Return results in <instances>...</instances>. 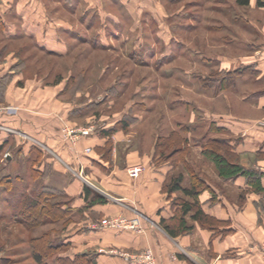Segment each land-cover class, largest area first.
<instances>
[{"label":"rangeland","instance_id":"374dc122","mask_svg":"<svg viewBox=\"0 0 264 264\" xmlns=\"http://www.w3.org/2000/svg\"><path fill=\"white\" fill-rule=\"evenodd\" d=\"M17 2L27 12L28 21L39 19L35 29L50 33L65 45L66 52L53 54L39 49L33 38L8 36V28L19 23L11 9L2 12L0 114H18L33 122L34 117L43 116L51 125L47 129L55 125L59 136L75 147L82 136L79 129L91 127L88 134H92L119 117L125 125L130 110V114H138L136 122L122 126L116 142L112 145L110 139L101 148L107 159L115 147L118 164L129 152L135 156V161L126 162L122 168L126 174L131 164L142 163L145 169V164L152 161L156 165L168 162L175 174L183 170L187 179L188 165L225 191L213 161L202 150L210 148L240 162L225 143L229 134L212 129L211 124L222 122L224 114L264 118L263 110L257 109L254 102L243 100L263 85L250 84L240 92V85H220L221 79L245 75L242 64L264 53V48L244 46L246 41L257 42L256 28L264 25V8L256 0L248 5L236 0H10L13 10ZM162 18L166 29H160ZM172 39L184 45L183 52L165 53L164 60L157 62L160 50ZM133 45L139 48L136 53L130 52ZM151 48L156 52L148 55ZM209 59L212 61L206 62ZM15 89L22 95L8 100V92ZM65 107H71L72 114H60ZM21 137L12 132L0 149V264H89L91 255L96 264H129L122 255L124 260L116 261V241L112 240L116 227L106 226L105 243L93 241L92 230L84 227L87 221L100 220L102 224V220L116 219V212L101 217L94 211L83 212L79 206L77 210L71 208L69 197L56 193L64 180L47 182L49 174L57 177V171L48 164L37 172L33 169L38 164L36 149L27 156L20 154ZM8 152L12 160L6 159ZM47 154L55 158L51 152ZM143 172L130 177L138 179ZM6 174L12 179L9 188L5 187ZM75 175L79 177V172ZM76 185L74 182V191ZM41 189L56 195L52 194L44 208L27 216V221L15 219L13 210L17 207L12 196L35 195ZM137 215L143 221L142 214ZM141 226L142 230L143 222ZM35 244L51 250L41 261L32 250H36ZM147 247L153 253L154 264H159L157 246L153 243ZM143 249L118 247L131 253Z\"/></svg>","mask_w":264,"mask_h":264},{"label":"crops","instance_id":"0c3cea01","mask_svg":"<svg viewBox=\"0 0 264 264\" xmlns=\"http://www.w3.org/2000/svg\"><path fill=\"white\" fill-rule=\"evenodd\" d=\"M17 4L18 2L13 10L10 0H0V15L3 17L2 12L7 13L11 9L10 13L19 23L16 27L8 28L7 35L27 36L33 38L34 44L39 49L53 54H64L66 52L65 45L60 44L50 33L38 32L35 28H38L39 19L28 21L27 12ZM31 15L34 17L35 13L34 15L31 13ZM242 18L244 21L248 20L245 16ZM161 22L160 29L164 26L166 29L165 19L162 18ZM256 32L258 34L257 42L246 41L244 42L245 47L264 48V25L257 26ZM127 34H125V40L129 38ZM80 41H83V36ZM172 42H176L175 46L172 45ZM183 47L184 45H181L179 41L172 39L170 45L163 46L160 50L157 62L164 60L162 55L165 53L183 52ZM137 49L139 48L133 45L130 52L136 53ZM161 51L163 52L161 53ZM154 52L156 51L151 48L148 55H153ZM212 59L206 62H211ZM147 62L145 61L144 64ZM158 64L155 65L156 68H158ZM238 67L236 66L234 69ZM241 69L247 73L236 78L230 76L229 79H221L223 84L220 83V85L223 86L227 82H231L230 84L235 86L240 85L239 92L250 84L263 85L262 88L259 87L251 91L247 97H243V100H247L249 103L254 102V106L264 112V53L254 56L242 64ZM20 91H24V89L21 88ZM21 95L22 92L19 93L16 89L15 91L10 90L7 99H18ZM59 112L65 115L72 114L71 107H65ZM130 113L129 110V114H126L128 119L125 125L128 123V127L136 122L135 118L138 115ZM0 115V149L8 143L12 132H18L23 138L20 154L27 156L33 149H36L38 154L35 158L38 160V164L33 165V169L37 172L41 170L40 166L48 164L51 169L57 171L55 173H58L57 177L49 174L46 178L47 182L56 183L59 179L60 181L64 180V184H58L59 188H56V193L69 197L71 208L77 210L79 206L81 211H94L101 217L111 212H116V216L122 214L128 217L138 213L142 214L143 221L141 223L143 222L144 225L142 230L116 228L114 236H112V240L116 241V251L119 252L118 247L130 249L129 251L141 250L154 243L157 246L156 250L160 253L158 255L159 264H264L261 252L264 245V193L256 190L244 175L228 179L221 178L225 184L223 192L205 179L207 187L198 193L197 198L199 208L211 219L203 224L192 218V213H186L183 217L191 229L172 235L165 227H179L181 212L180 205L176 202L177 198L191 201V198L181 190L167 192L164 189V183L168 182L174 173V167L168 162L156 165L152 161L145 164L144 172L138 179H132L122 168L126 162L135 161L133 152H129L126 155V160L119 164L116 162L115 147H113L114 152L113 150L109 152L110 159L100 152L106 143L112 140L113 145L116 142L117 132L122 126H125L120 117L119 120H116L118 125H115L116 122L108 123V126L100 131L82 135L75 148L59 136L55 125L51 129H47L46 126L50 127L51 125H49V120L42 118L43 116L34 117L36 122H33L24 120L18 114L16 117L7 116L9 114ZM211 126L212 129H222L229 134L224 140L229 146L230 153L239 157L240 162L238 163L242 166L257 172L260 185L264 187V118L224 114L222 122L211 124ZM87 148L89 150L86 151ZM47 152H51L57 159L50 157ZM6 159L12 160V155L9 152ZM36 165L38 166L34 167ZM68 171L70 174H67ZM76 172H79L80 178L75 175ZM179 172L183 175L182 186L188 187L190 176L188 175L187 179L183 170ZM37 174L39 173H36V176ZM216 177L220 178L217 169ZM5 179L12 181L9 174ZM74 182L77 183L76 187L74 186L75 191L73 190ZM84 186H88L91 190L86 199ZM48 191L56 195L52 190ZM94 195L102 196L106 201L88 204L87 202ZM84 227L92 230L93 241L107 242L104 233L108 229L100 224V220L95 223L87 221ZM156 229L159 230V234ZM101 251L103 249L99 250V252ZM95 253L97 254L98 250ZM118 259L123 258L117 253L116 261Z\"/></svg>","mask_w":264,"mask_h":264},{"label":"trees","instance_id":"16d2710c","mask_svg":"<svg viewBox=\"0 0 264 264\" xmlns=\"http://www.w3.org/2000/svg\"><path fill=\"white\" fill-rule=\"evenodd\" d=\"M237 3L240 5H248L250 0H236ZM256 4L258 6L264 7V0H256ZM183 150L186 148L182 146ZM181 148V149H182ZM202 153L206 156V158H209L210 160L213 161L218 175L222 179H228L237 175H244L247 177L251 183V185L258 191H262L264 193V187H261L260 185V179L259 176H257V172H254L250 170L249 168H246L242 166L240 163L237 161H233L229 159L228 157L219 154L213 149L210 148H204L202 150ZM184 162L186 161V164H188L187 157H183ZM192 165V164H191ZM190 165V166H191ZM193 167V165L191 166ZM187 171L188 175L190 176V185L188 187L182 186V178L183 175L182 173H173L168 182L164 183V189L167 192H173L177 190H181L185 195L189 196L191 198V201L185 198H177L174 199L176 200L177 203L180 205V212H181V218L179 220V227L176 228H166V230L172 234L175 235L176 233L183 232V231H189L191 229V226L187 224L186 219L183 217L186 213H192L191 217L194 219H197L200 223L205 224L207 221H209L211 218L208 217L203 213V211L199 208V202H198V193L203 190L204 188L207 187L205 179L196 173L193 168H190L187 165ZM261 175V174H260ZM6 184L5 187L9 188V182L10 180H5ZM11 186V185H10ZM84 196L85 199L89 194L91 193V190L88 186H84ZM19 195V194H17ZM52 196V192L48 190H38L35 195H30V194H24L16 196H12V200L14 201V204L17 208H14L13 210V217L17 220L21 221H27V216L32 215L37 208H44L46 206V202L49 201L48 199ZM106 199L102 196L99 195H94L90 201H88V204L100 202L103 203L105 202ZM71 209V208H70ZM33 225V224H31ZM36 245V244H35ZM49 245V244H48ZM36 250L33 248V252L35 257L38 260H42L43 258L47 257L49 253L51 252L50 249H42L39 247V245L35 246ZM90 261L89 264H96L94 256H89Z\"/></svg>","mask_w":264,"mask_h":264},{"label":"built area","instance_id":"2783aa9c","mask_svg":"<svg viewBox=\"0 0 264 264\" xmlns=\"http://www.w3.org/2000/svg\"><path fill=\"white\" fill-rule=\"evenodd\" d=\"M92 128H81L78 133L82 135H87ZM70 134L69 131L66 132ZM144 170V165L142 163H135L128 165L126 171L129 176L137 177ZM116 216V219L102 220L103 226H112L116 228H132L135 230H141V220L140 217L136 214L131 217H121ZM263 260H264V245L261 248ZM123 256L129 264H154V256L149 247H145L140 253H131V252H122L116 251V254Z\"/></svg>","mask_w":264,"mask_h":264}]
</instances>
